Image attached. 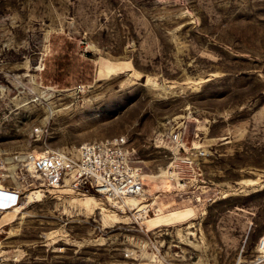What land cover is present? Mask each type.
<instances>
[{"label":"rangeland","instance_id":"rangeland-1","mask_svg":"<svg viewBox=\"0 0 264 264\" xmlns=\"http://www.w3.org/2000/svg\"><path fill=\"white\" fill-rule=\"evenodd\" d=\"M116 137L138 199L0 162V264H264V0H0V157Z\"/></svg>","mask_w":264,"mask_h":264},{"label":"built area","instance_id":"built-area-1","mask_svg":"<svg viewBox=\"0 0 264 264\" xmlns=\"http://www.w3.org/2000/svg\"><path fill=\"white\" fill-rule=\"evenodd\" d=\"M174 140L177 142L180 137L175 135ZM0 162L4 168L8 166L4 169L8 172V178L15 172L20 174L22 170L19 171L18 166H21L30 170L50 191L94 194L118 202L138 199L146 187L145 177L141 169L134 165L133 154L125 137L87 143L76 151L47 149L14 159L0 157ZM13 163H16V170L9 166ZM21 200L20 187L0 184V212L18 206Z\"/></svg>","mask_w":264,"mask_h":264},{"label":"bare ground","instance_id":"bare-ground-1","mask_svg":"<svg viewBox=\"0 0 264 264\" xmlns=\"http://www.w3.org/2000/svg\"><path fill=\"white\" fill-rule=\"evenodd\" d=\"M30 171V170H29ZM31 172V171H30ZM96 196V195H95ZM82 203V202H81ZM95 205H97V202H95L94 197L92 195H89L86 197L85 201L82 203V206H84L87 210H92V206H94V208L96 207ZM19 206V205H18ZM17 207V206H16ZM15 207H11L7 210L4 211H9L11 209H13ZM18 209V208H17ZM17 209H14V211H16ZM2 211V213L4 212ZM263 244H264V238H263Z\"/></svg>","mask_w":264,"mask_h":264}]
</instances>
